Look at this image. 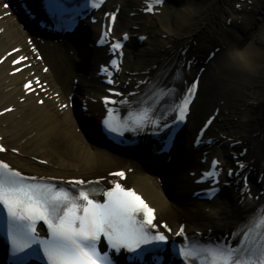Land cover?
Wrapping results in <instances>:
<instances>
[{
    "label": "bare ground",
    "instance_id": "bare-ground-1",
    "mask_svg": "<svg viewBox=\"0 0 264 264\" xmlns=\"http://www.w3.org/2000/svg\"><path fill=\"white\" fill-rule=\"evenodd\" d=\"M147 1L149 0L108 1L107 6L111 9L121 7L117 36L133 27L138 30L130 31L132 35L150 33L152 24L148 20L149 16L139 15L134 19L125 17L126 14L136 12ZM234 2L235 0H192L191 5L183 9L172 8L166 3L163 8L167 7L166 14L161 22L165 25L156 29L148 46L138 49L136 56L127 62L128 75H122L123 89L126 88V92L133 91L138 82L151 77L156 67L174 59L179 49L187 50V60L194 57L195 62H200L204 50H209L216 44L222 48L202 76L190 121L179 139L177 161L184 166L182 169L176 164L169 166L164 175L168 171L174 175L168 176L169 183L162 180L164 186H161L151 181L154 176L150 173V167L137 160H129L117 151H111L110 146L95 135V132L98 133V119L102 117L103 106L100 100L104 87L100 85L99 79L94 78V68L103 60L105 52L96 51L93 57L86 59L84 55H78L74 46H69L62 52L53 51L48 46H38L47 55L46 61L52 68L50 72L45 74L41 64L35 60L16 66L13 60L32 55L27 42L31 33L21 29L14 15H7L8 11L3 6L5 2L0 0V60L6 58L0 65V113L13 109L0 114V136L8 146L3 158L22 172L63 179L106 178L109 172L118 170L115 168H134L125 183L145 197L156 209L158 219L167 221L175 229L185 224L189 233L201 232L208 237L230 234L259 204H246L244 195L247 189L239 183L232 186L220 205L207 214L199 203L189 197L202 187L194 186L193 179L185 171L188 168L197 170L202 152L205 151L209 156L220 154L223 163L233 166L232 161L225 160L226 155L233 153L240 156L239 161L244 162L247 169H252V173H261V186H264V65L256 63L258 53L264 51V0H252L253 6L248 3L241 6L244 14L232 9ZM249 7L252 8L250 12ZM261 16L262 23H258ZM19 18L26 23L27 17H24L23 12L19 11ZM241 18L243 22L239 25ZM230 20L232 28H227ZM127 22L128 25L125 26ZM153 27L157 28L158 25ZM91 30L94 32L95 27ZM162 34L168 36L166 41L160 39ZM248 34L251 43L243 46L241 41L248 39ZM191 42H196L197 48ZM131 44H134L133 41ZM16 49L20 51L16 52ZM70 51L77 56L75 60L68 56ZM9 52L13 55L9 56ZM81 59V66H88L87 74L77 71L78 64L74 61ZM23 66L26 69L17 73V67ZM197 70L195 64L190 69V74H196ZM143 72H148L149 75L143 76ZM71 76L80 80L81 96H74L78 98L79 109L82 107L81 102L89 109L87 115L68 105L77 100L69 97L72 93L68 85ZM36 77L48 82V85L36 93L26 91L25 83H34ZM39 100H43L44 104L39 105ZM209 115L215 117L207 132L210 138L224 144L225 140L230 139L240 145L231 149L227 142L223 150H218L216 146L207 147L204 151L193 149L191 144L197 127ZM83 127H89L87 135ZM55 156L59 158L58 161L54 160ZM154 179L158 180L157 177ZM165 184L174 188L168 189ZM236 188L241 189L242 196H239ZM248 188L255 196L262 190L257 187Z\"/></svg>",
    "mask_w": 264,
    "mask_h": 264
},
{
    "label": "snow or ice",
    "instance_id": "snow-or-ice-1",
    "mask_svg": "<svg viewBox=\"0 0 264 264\" xmlns=\"http://www.w3.org/2000/svg\"><path fill=\"white\" fill-rule=\"evenodd\" d=\"M164 3L165 0H153L146 6V10L155 14L156 8L162 7ZM92 6L98 5L93 3ZM5 7L8 5L5 4ZM48 7L52 16L58 17L61 26L66 28H71L80 14V8L72 6L69 0H51ZM115 19L113 16L112 20ZM123 39L128 40V35ZM123 47L122 43L116 42L112 50L122 56ZM15 51L19 52L20 49ZM218 51L215 50L212 55ZM8 55L12 56L13 53L9 52ZM26 60V57L20 56L13 60V64L21 65ZM3 62L0 60V64ZM111 66L117 72L120 71L116 60L112 61ZM191 66L192 62L187 61L176 66L175 70L164 67L150 80L140 81V84L146 85L143 96L129 93L137 97L135 103L141 106L139 110H130L127 117L121 119L116 109L109 108L103 121L105 130L122 137L126 132L139 133L151 128L154 135H159L163 129L170 127V115L177 127L185 122L199 84L196 80L186 92L180 91L185 70H190ZM16 71L23 69L17 67ZM102 71L109 75L107 83L113 84L108 68ZM35 84L44 87L39 79ZM24 88L30 93L35 91L31 81ZM113 95L122 97L123 93L116 91ZM104 103L105 106L118 103L128 105L130 101L106 97ZM12 110L7 109L9 112ZM214 119V116L208 118L205 128L212 125ZM200 135H204V129ZM173 143L174 137L169 134L164 139L161 151H170ZM196 143L199 144L200 140ZM6 151L0 145V153ZM219 165L220 161L214 160L211 169L205 171L202 180L198 182L212 180L218 183ZM237 166L241 170L247 167L239 160ZM234 174L231 170L228 173L229 176ZM109 175L118 178L110 181L111 188L100 187L104 178L87 181L75 179L67 181L68 184L80 186L73 192L38 177L25 176L0 160V206L7 212L5 227L11 243L12 264H29L32 260H38L40 264H119L114 254L119 256L122 250L132 254L127 257L129 264H164L165 258L160 253L166 252L169 247L182 264H264V206H257L256 210L250 212L227 238L202 241L195 235L188 236L182 224L176 233L182 239L170 244L169 236L165 233H172V228L167 223L158 225L155 209L134 190L119 182L126 179L125 173L115 171ZM243 179L244 188L247 189L244 199L251 200L253 196L247 185V177ZM92 185L96 187H88ZM218 191L212 187L204 195L211 201ZM98 194L105 197L103 202L96 198ZM41 222L46 226L47 238H42L37 231ZM161 228L165 231H161ZM102 239L105 242L103 251L100 247ZM149 254H152L150 261L145 259Z\"/></svg>",
    "mask_w": 264,
    "mask_h": 264
},
{
    "label": "rangeland",
    "instance_id": "rangeland-1",
    "mask_svg": "<svg viewBox=\"0 0 264 264\" xmlns=\"http://www.w3.org/2000/svg\"><path fill=\"white\" fill-rule=\"evenodd\" d=\"M191 1L192 0H182V2L181 1H179V4L178 5H169L170 7H172V8H176V9H183V8H187V7H189L190 5H191ZM205 1H207V0H205ZM247 1H252V0H235V2H234V4H233V6H232V9H235L238 5L239 6H243ZM240 8V7H239ZM169 10V9H168ZM168 10H167V12H168ZM165 14H166V10L165 11H163L162 12V14L161 15H159V16H156V17H154V18H149L150 19V21H151V23L153 24L152 26H151V28H150V30H149V34L147 35L148 36V39L145 41V43H144V45L143 46H148V44H149V41L152 39L151 37V35H152V33H154V31H156V29H160V28H162V25H165L164 24V22H163V24H161V22H162V20L164 19V17H165ZM259 14V13H258ZM257 14V15H258ZM129 15H127L126 17H128ZM264 17V16H263ZM262 16H261V18H260V21L258 22V23H262ZM158 25V27L157 28H154L153 26L154 25ZM258 26L259 25H257V28H258ZM259 29V28H258ZM257 33V32H256ZM167 35L166 34H162L161 35V37H160V39L162 40V41H166L167 40ZM247 37H248V39L246 38V39H242V41H241V44L243 45V46H246V45H248L249 43H251V39H249L250 38V34H248L247 35ZM249 40V41H248ZM260 46V45H259ZM142 47V46H141ZM138 48H140V47H138ZM256 63L257 64H260V65H264V51H261L260 53H258V55H257V59H256ZM39 105H40V103H39ZM9 145H10V143H9ZM54 160H59V158L57 157V156H55L54 157ZM211 211H213V208L211 207V208H208V210H207V213H209L210 214V212Z\"/></svg>",
    "mask_w": 264,
    "mask_h": 264
}]
</instances>
